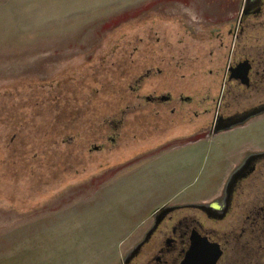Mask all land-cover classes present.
<instances>
[{"label": "rangeland", "instance_id": "obj_1", "mask_svg": "<svg viewBox=\"0 0 264 264\" xmlns=\"http://www.w3.org/2000/svg\"><path fill=\"white\" fill-rule=\"evenodd\" d=\"M210 1L0 0V264H117L114 248L123 257L156 209L205 198L245 152L264 149L258 122L164 154L133 147L153 136L133 142L141 131L124 126L128 146L89 153L91 133L132 100L131 71L172 26L160 10L228 3Z\"/></svg>", "mask_w": 264, "mask_h": 264}, {"label": "flooded vegetation", "instance_id": "obj_2", "mask_svg": "<svg viewBox=\"0 0 264 264\" xmlns=\"http://www.w3.org/2000/svg\"><path fill=\"white\" fill-rule=\"evenodd\" d=\"M227 2L214 10L208 5L203 14L188 4L160 10V18L172 26L155 38L153 58L144 57L137 73L131 69L135 76L126 88L132 100L120 117L91 133L95 143L89 153L108 157L128 146L124 126L141 131L128 138L133 142L153 136L133 147L142 150L152 142L144 150L164 154L264 122V0ZM152 79V92L143 94ZM60 120L64 128L66 117ZM124 151L111 160L123 158ZM75 161L82 163L77 156ZM123 162L111 165L120 169ZM59 163L61 168L65 161ZM211 188L212 194L200 200L165 203L166 210L157 214L156 209L121 264H264V149L245 152L227 178Z\"/></svg>", "mask_w": 264, "mask_h": 264}, {"label": "crops", "instance_id": "obj_3", "mask_svg": "<svg viewBox=\"0 0 264 264\" xmlns=\"http://www.w3.org/2000/svg\"><path fill=\"white\" fill-rule=\"evenodd\" d=\"M105 185V184H104ZM105 186H107V185H105ZM103 187V186H102ZM196 200H198L197 198H195ZM148 223H149V221H148ZM147 223V224H148ZM126 239V241H124ZM128 239H129V237H128V233H126V232H124V233H122L121 235H120V239L118 240V242H117V244H116V246H118V244L120 243V242H127L128 241ZM113 252H114V254H115V259L118 261L117 262V264L119 263V264H121V259H122V257L120 258V255L118 256V254H116V247L114 248V250H113ZM107 257H109V256H107ZM106 257V258H107ZM102 260V259H101ZM104 260V259H103Z\"/></svg>", "mask_w": 264, "mask_h": 264}, {"label": "water", "instance_id": "obj_4", "mask_svg": "<svg viewBox=\"0 0 264 264\" xmlns=\"http://www.w3.org/2000/svg\"><path fill=\"white\" fill-rule=\"evenodd\" d=\"M236 175H237V172L234 173V174L231 176L230 180H233L234 177H235ZM197 207H198V208H202L203 205H199V206H197ZM164 210H166L165 206H163L162 208L156 210V211H155V214H157V213L160 212V211H164ZM151 232H152V231H151ZM151 232H150V233H151ZM146 240H147V239H146ZM144 243H145V241L142 242L141 244H139V245L137 246V248L134 250L133 253H136L137 251H139V249L142 247V245H143Z\"/></svg>", "mask_w": 264, "mask_h": 264}]
</instances>
